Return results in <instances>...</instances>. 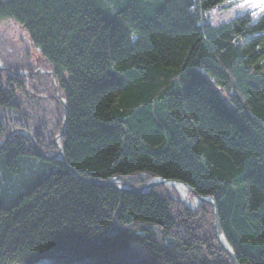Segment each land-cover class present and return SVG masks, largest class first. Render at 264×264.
I'll list each match as a JSON object with an SVG mask.
<instances>
[{
    "label": "trees",
    "instance_id": "trees-1",
    "mask_svg": "<svg viewBox=\"0 0 264 264\" xmlns=\"http://www.w3.org/2000/svg\"><path fill=\"white\" fill-rule=\"evenodd\" d=\"M232 2L0 0L35 51L0 36V140L64 156L0 146V264H232L215 211L264 264V3L211 19ZM157 176L215 211L93 181Z\"/></svg>",
    "mask_w": 264,
    "mask_h": 264
},
{
    "label": "water",
    "instance_id": "water-1",
    "mask_svg": "<svg viewBox=\"0 0 264 264\" xmlns=\"http://www.w3.org/2000/svg\"><path fill=\"white\" fill-rule=\"evenodd\" d=\"M186 3L188 5H191V0H186ZM0 67H4L3 64L0 62ZM41 70H43V68H41ZM24 72L22 73H17V74H23ZM67 111V108H66V105H65V112ZM18 130H21L22 132L25 133V135L29 138V140L31 141V143L38 149V151L45 157H48V158H57L61 161L64 162V156H63V152H62V149H61V145L60 143L58 142V138L56 139V142H57V146H58V150L56 152H41V150L38 148L35 140H34V137L33 135L25 128H16V129H13L12 131L8 132L5 137L3 138V140H0V146L5 142L7 141V139L13 134L15 133L16 131ZM69 170L76 174L75 171L72 169V168H69ZM77 175V174H76ZM78 176V175H77ZM85 180V179H84ZM168 180H175L179 183H181L182 185H184L188 191H193V189L184 181L182 180H179V179H172V178H163V177H154L153 179L149 180L148 182H146L144 185L142 186H139V187H132V186H129L127 184H121V183H117V182H114V181H111V180H101V179H93V181L97 182V183H101V184H105V185H108V186H112L114 188H117L119 190H122V191H128V192H134V193H141V192H145V191H148L152 186L158 184V183H164ZM85 181H88V180H85ZM177 199L181 200L179 197H176ZM197 202H200V201H208L210 203L213 204L214 206V211H215V202H214V199L212 196L210 195H200L198 194L197 195ZM183 201V200H181ZM184 202V201H183ZM185 203V202H184ZM186 205H188L187 203H185ZM197 205V203H196ZM196 205L194 206H190L191 208H194ZM189 206V205H188ZM215 223H214V226H215V232H216V236L220 242V245H221V248L223 249V251L230 256L231 258V262L232 264H239L237 259H236V256L233 252V250L231 249L230 245L227 243V241L225 240L223 234H222V230H221V226H220V222H219V219L216 215V211H215ZM43 262H48L49 264H55L53 263L51 260L47 259V258H42L36 262H33L31 264H38V263H42ZM19 264H26V263H19Z\"/></svg>",
    "mask_w": 264,
    "mask_h": 264
},
{
    "label": "rangeland",
    "instance_id": "rangeland-1",
    "mask_svg": "<svg viewBox=\"0 0 264 264\" xmlns=\"http://www.w3.org/2000/svg\"><path fill=\"white\" fill-rule=\"evenodd\" d=\"M231 1L233 2L228 7L213 9L210 14L211 19L213 21L226 19L243 10L256 8L257 6V0H230V2ZM0 36H3V40H6L7 43L11 40L15 45H20L23 48H29L31 51H34L25 32L11 20L5 19L0 21Z\"/></svg>",
    "mask_w": 264,
    "mask_h": 264
},
{
    "label": "bare ground",
    "instance_id": "bare-ground-1",
    "mask_svg": "<svg viewBox=\"0 0 264 264\" xmlns=\"http://www.w3.org/2000/svg\"><path fill=\"white\" fill-rule=\"evenodd\" d=\"M165 186H167L170 189H173L177 192V197H179L181 200H183L185 203H187L189 206H194L197 203V199L195 197H190L187 188L182 185L181 183L175 181V180H168L164 182ZM38 264H49L48 262L38 263Z\"/></svg>",
    "mask_w": 264,
    "mask_h": 264
},
{
    "label": "snow or ice",
    "instance_id": "snow-or-ice-1",
    "mask_svg": "<svg viewBox=\"0 0 264 264\" xmlns=\"http://www.w3.org/2000/svg\"><path fill=\"white\" fill-rule=\"evenodd\" d=\"M262 3H264V0H262Z\"/></svg>",
    "mask_w": 264,
    "mask_h": 264
}]
</instances>
